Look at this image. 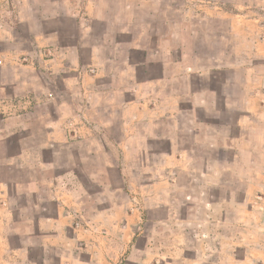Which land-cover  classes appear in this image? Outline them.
<instances>
[{
    "label": "crops",
    "instance_id": "0c3cea01",
    "mask_svg": "<svg viewBox=\"0 0 264 264\" xmlns=\"http://www.w3.org/2000/svg\"><path fill=\"white\" fill-rule=\"evenodd\" d=\"M159 2L0 0V263L30 264L31 234L39 230L47 236L41 245L57 243L70 250L60 257V264H85L73 256L74 224L94 197L82 182V172L110 198L115 191L129 193L134 188L155 195L160 185H168L171 198L183 191L189 200L194 183L222 176L223 170L216 167L209 174L211 164L222 165L214 157L217 151L233 154V166L250 156V150L252 157L264 156V61H257L255 52L256 43H264L262 28L249 34L252 60L241 56L242 60L222 66L225 76L218 81L225 87L239 84L241 95L225 89L219 109H210L211 93L204 81L195 91L185 80L182 94L172 88L164 93L161 87L147 91L150 96L144 99L133 93L144 85L137 76L135 55L145 48L141 39L127 46L121 38H143L145 32L131 26L140 20L145 6ZM231 35L237 38L232 31ZM235 45L239 55L242 47ZM164 52L171 54L168 48ZM173 62L190 67L185 60ZM171 63L167 59L164 68ZM229 69L243 75L230 79ZM166 80L167 86L170 79ZM147 84L156 87L152 80ZM149 99H155L158 107L150 106ZM158 100H165L163 107ZM217 100L220 104L219 96ZM209 111H214L215 121L204 119ZM115 167L120 189L112 184ZM119 208L112 202L98 210L97 217L109 223L106 219ZM125 208L129 206L121 211ZM17 228L24 229L23 247L15 246L11 236Z\"/></svg>",
    "mask_w": 264,
    "mask_h": 264
},
{
    "label": "rangeland",
    "instance_id": "374dc122",
    "mask_svg": "<svg viewBox=\"0 0 264 264\" xmlns=\"http://www.w3.org/2000/svg\"><path fill=\"white\" fill-rule=\"evenodd\" d=\"M159 1L158 4L145 6L141 17L138 16L140 20L131 26L134 31L143 30V38H121L125 40L122 44L127 46L141 39L140 43L145 48L144 53L135 55L138 58L137 76L145 80L141 82L144 85H139L140 88L137 86L133 93L144 99L150 96L147 91L161 87L164 93L167 88L171 93L172 88L174 93L182 94L185 80L191 82V88L195 91L197 84L204 81L208 83L206 89L211 93V110L224 105L222 91L225 92V89L231 94L235 91L240 96L239 84L225 87L218 77L225 76L226 68L222 66L227 67L232 61L242 60L241 56L248 62L251 59L248 53L253 56L259 52L256 60L264 61V43L255 42V52L252 53L253 38L249 35L253 32L258 34V29H264V0ZM218 14L226 19L216 21ZM211 18L214 21H210ZM38 28L36 24V30ZM117 28L121 29V26ZM231 31L237 38L231 35ZM236 43L242 47L239 55L234 52ZM163 47L171 50V54H166ZM167 59L172 62L171 67L164 68ZM174 60H185L190 67L184 69ZM93 70L90 71L93 73ZM242 75L241 70L229 69L227 73V77L233 80H239ZM167 78L170 83L166 86ZM149 80L156 87L147 84ZM160 81L165 82L164 85H157ZM218 96L220 104L216 101ZM47 97L52 98L53 95ZM164 101L158 100V105L160 103L163 107L161 102ZM228 103L229 107L233 105V102ZM148 104L158 107L155 99H149ZM168 107L171 108V103ZM209 112L204 119L215 121L214 111ZM161 144L165 146V142ZM211 152L206 150L207 158H210ZM252 153L253 150H250V156L246 154L244 158L241 157L238 166L231 165L233 154L228 151L214 153L222 165L211 164L209 174L213 175L211 168L216 167L223 170L222 176L219 175L218 179L208 176L203 183H194L192 190H189L193 198L189 200H185L183 191L171 198L168 185H160L154 190L155 195L134 188L129 193L115 191L110 198L106 191L101 190L98 182L92 186L82 172V182L94 193V197L85 203L84 213H80L74 224L77 244L73 256L85 264H264V156L252 157ZM247 162L250 164L247 165ZM148 165H153L155 172H159L154 164ZM112 175L113 188L120 189L122 181L117 167ZM163 175L158 173L160 177ZM102 176L106 174L102 173ZM181 179L187 177L182 175ZM112 202L120 208L110 214L106 219L109 223L105 224V220L97 217V211ZM125 204L129 209L125 208L122 212ZM128 223L132 224L131 228ZM23 234L24 229L19 228L11 232L15 246H25ZM31 237L30 264H60V257L70 251L57 243H49L48 247L41 245L47 236H43L39 230H33Z\"/></svg>",
    "mask_w": 264,
    "mask_h": 264
}]
</instances>
